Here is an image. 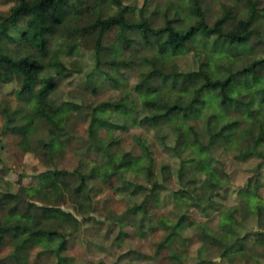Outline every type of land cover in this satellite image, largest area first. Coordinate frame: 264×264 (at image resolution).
Here are the masks:
<instances>
[{
	"label": "trees",
	"instance_id": "1",
	"mask_svg": "<svg viewBox=\"0 0 264 264\" xmlns=\"http://www.w3.org/2000/svg\"><path fill=\"white\" fill-rule=\"evenodd\" d=\"M12 1L14 5L8 13L0 15V83L6 82L3 68L8 67L18 82L17 96L22 101L34 102L30 106L32 117L24 118V126L9 128L5 124L3 131L20 134L23 137L22 145L27 147V133L34 124V119L49 124L52 128L51 135L55 139L59 137L53 131L61 130L58 121L69 112L71 104L56 106L52 102L51 94L56 89L53 77L43 81L41 87L36 90L33 89L32 83L45 69L42 59L57 39V33L62 31L63 27L65 30L72 20L77 21L83 10L80 0ZM96 1L110 4L115 0ZM176 1L180 7H168L162 16L163 25L159 27L154 26L149 18L142 17L137 23L127 24L120 13L114 16L104 13L88 21L82 32L88 30L91 41L93 39L97 69L107 66L118 71L131 66L129 62L119 60L116 56L108 57L100 53L106 33L116 26H119L117 39L121 45L140 43L152 51L151 57L143 59L148 71L142 73V81L154 85L159 90L163 102L147 103L149 115L138 123L136 120L133 122L137 125L148 124L151 127H172V133L175 135L173 151L179 159L178 169L170 171L167 166H163L160 182L156 181L149 187L139 184L135 180L138 177L139 158L127 152L115 153L110 147L95 146L101 129H127L124 124L103 114L99 104L92 107L89 114L88 145L84 150L85 154L91 153L96 158L98 156L99 160L87 172L82 171L84 167L80 166L72 172L52 170L40 174L37 176L39 187L36 199L50 205L81 186L89 194L94 190V185L90 186V183L95 179L108 184H112L114 180L117 182L113 186L116 193L130 195L135 200L128 211L142 212V219L148 222L149 231L164 232L162 240L156 245L157 253L167 250L171 254V261L179 263L186 258V254L183 248L178 251L172 247L175 242L188 240L182 239L181 236L188 218L181 216L175 222L163 217L156 219L151 211L158 204L161 191H170L175 199L202 206L204 210L211 207L214 204L211 193L221 186L224 178L219 176L218 169L208 160L210 152L216 146L233 143L236 133L244 124L246 126L243 134L247 136V144L246 150L240 151V158L245 160L254 155L262 156L260 149L264 148V77L259 75V70L264 66V58L255 59L240 68H234L235 66L224 63V60L225 57L231 58L241 54V51L249 50L253 40L262 41L260 28L263 27L264 14L256 0H238V6H245L244 17L238 10L228 8L215 19H211L208 11L202 8L205 0ZM88 12L89 10L85 9V13ZM22 20H26V26L21 30L18 40H15L10 35V30L16 28ZM15 41H18L25 51L22 56L12 55L7 51L6 44ZM68 42L69 44L61 45L67 53L80 45L70 38ZM190 47L203 53V61H199L194 70L180 71L174 58L187 54ZM32 50L35 53H32ZM221 60L223 62L220 63ZM61 63V59L55 55L47 66L54 67ZM69 76V73L64 74L65 78ZM108 78L115 81L110 76ZM245 89L251 91L246 93ZM255 100L260 106L258 110L250 107ZM207 107L212 110L206 112ZM113 108L116 115L130 116L134 112L126 99L114 103ZM226 112L237 114L232 118ZM8 122H12L10 116L7 117ZM137 142L143 156L149 157L145 144L139 139ZM58 146V143L54 142L50 145V151L55 153ZM200 174L204 176L201 183L197 181ZM173 179L175 188L170 186ZM239 196L242 202H247L251 212L256 213L258 224L261 225L264 188L247 189L240 192ZM16 198L14 194L0 190V249L6 246L12 248L4 259L6 261H0V264H28L32 249H46L45 247L53 241L65 244L69 237H73V234L66 231L67 225L72 224L75 230L79 222L71 214H66L67 219L64 221L31 217L16 211ZM47 207L44 206L45 209ZM242 210L244 206L226 208L221 212L218 231L210 230L205 225L196 228L202 244L198 251L200 264L210 263L201 256L211 255L215 249L221 250L225 247L224 256H229L232 248H236V252L243 250L244 238L236 218L237 212ZM256 236L259 241L264 242V231ZM51 253L55 255V264H74L66 255Z\"/></svg>",
	"mask_w": 264,
	"mask_h": 264
},
{
	"label": "rangeland",
	"instance_id": "2",
	"mask_svg": "<svg viewBox=\"0 0 264 264\" xmlns=\"http://www.w3.org/2000/svg\"><path fill=\"white\" fill-rule=\"evenodd\" d=\"M80 1L82 14L77 21L72 20L65 30L63 27L57 33V39L42 59L45 69L32 83L36 90L43 81L53 77L56 89L51 94L52 102L56 106L71 104L69 112L58 121L61 130L53 131L58 134V139L51 135V126L40 119H34V124L28 130L27 147L22 145L23 137L20 134L4 132L5 124L9 128L25 125L24 118L32 117L30 106L34 101H22L17 96L18 82L8 67L3 68L6 82L0 83L1 192L17 196L15 206L18 213L56 221H64L67 219L66 214H71L79 222L75 230L72 224L67 225L66 231L73 234V237H69L65 244L53 241L46 249H32L28 264H55V255L51 252L66 255L74 264H200L198 251L202 244L196 228L205 225L210 230L218 231L221 212L226 208L241 206H244V210L238 211L236 218L244 238L243 250L236 252V248H232L230 255L224 256L226 248L223 247L221 250L215 249L211 255L202 254L201 257L210 261L208 264H264V242L259 241L256 236L264 231V210L261 211L259 225L256 213L251 212L247 202H242L239 196L240 192L247 189L264 188V148L260 149L262 156L254 155L245 160L240 158V151L246 150L247 136L243 134L246 124L242 126V130H238L233 143L216 146L210 152L208 160L218 169L219 176L224 178L221 186L211 193L214 203L211 207L204 210L202 206L175 199L170 191H161L160 200L151 211L156 219L163 217L174 222L181 216H187V226L181 236L188 240L175 242L172 247L178 251L183 248L186 254V258L179 263L171 261V254L167 250L157 253L156 245L162 240L164 232L149 231L148 222L142 219V212L128 211L135 200L130 195L116 193L113 186L117 182L114 180L112 184H108L95 179L90 183V186L94 185V190L89 194L81 186L50 205L36 199L39 187L37 176L40 174L52 170L72 172L80 166L84 167L82 171L87 172L99 160L98 156L96 158L91 153H84L88 145L89 114L91 108L99 104L103 114L124 124L127 129H101L95 146L110 147L115 153L127 152L139 158L138 177L135 179L139 184L149 187L156 181L160 182L163 166H167L170 171H176L179 167V159L173 151L175 135L172 127L137 125L149 115L147 103L163 102L159 90L149 82L142 81V73L148 71L143 59L151 57L152 51L140 43L121 45L117 39L119 26H116L106 33L100 53L108 57L116 56L119 60L129 62L131 66L118 71L107 66L97 69L93 39L91 41L88 30L82 32V28L88 21L104 13L112 16L120 13L127 24L137 23L142 17L149 18L154 26L159 27L163 25L162 16L167 8L180 7V4L176 0H115L110 4L98 3L96 0ZM256 1L264 14V0ZM238 3V0H205L202 8L208 11L211 19L228 8L238 10L244 17L245 6H238ZM13 5L12 0H0V15H6ZM85 9L89 10L87 14ZM25 26L26 20H22L16 28L10 30V35L18 40ZM262 26L261 42L253 40L249 50L241 51V54L231 58L225 57L224 63L240 68L255 59L264 58V22ZM69 38L80 45L67 53L61 45L69 44ZM6 46L8 53L12 55L25 54L18 41L8 42ZM55 55H58L62 63L54 67L47 66ZM203 58V53L190 47L187 54L174 58V62L178 70L186 72L196 69ZM65 73L70 76L65 78ZM259 75L264 77V66L260 68ZM250 91L244 90L246 93ZM121 99H126L133 108L134 112L130 116L116 115L113 105ZM250 107L260 109L256 100ZM211 110V107H207L206 112ZM227 114L234 118L237 113ZM8 116L12 118V122L7 123ZM133 120L137 123L134 124ZM138 139L147 147L149 157L143 156ZM54 142L59 145L55 153L50 151V145ZM203 180L204 176L200 174L197 181L201 183ZM170 186L176 187L174 179ZM44 206H48L47 209ZM11 250V246L0 249V261L7 258Z\"/></svg>",
	"mask_w": 264,
	"mask_h": 264
}]
</instances>
